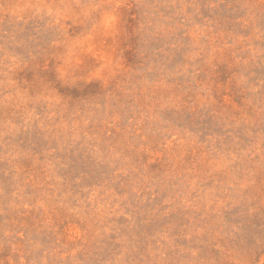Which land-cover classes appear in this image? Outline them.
<instances>
[{"label":"rangeland","instance_id":"374dc122","mask_svg":"<svg viewBox=\"0 0 264 264\" xmlns=\"http://www.w3.org/2000/svg\"><path fill=\"white\" fill-rule=\"evenodd\" d=\"M0 264H264V0H0Z\"/></svg>","mask_w":264,"mask_h":264}]
</instances>
